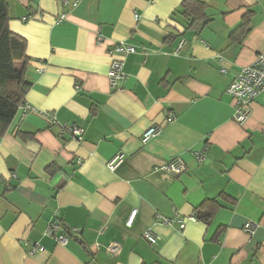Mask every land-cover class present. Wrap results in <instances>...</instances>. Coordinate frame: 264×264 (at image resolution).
Segmentation results:
<instances>
[{
	"label": "crops",
	"instance_id": "obj_1",
	"mask_svg": "<svg viewBox=\"0 0 264 264\" xmlns=\"http://www.w3.org/2000/svg\"><path fill=\"white\" fill-rule=\"evenodd\" d=\"M72 1L6 0L8 28L26 41L24 102L34 110H18L0 136V264H264V93L239 124L226 92L264 49V0H196L211 20L187 30L171 18L183 0ZM247 14L250 31L230 39ZM118 43L135 51L111 89ZM42 112L83 127L82 139ZM151 125L160 132L142 143ZM117 152L125 159L110 171ZM172 157L185 172L153 170ZM210 199L219 207L208 223L154 225L158 213L187 217ZM52 220L78 232L59 245L43 233ZM149 227L155 243L142 236ZM35 244L43 249L30 254Z\"/></svg>",
	"mask_w": 264,
	"mask_h": 264
},
{
	"label": "built area",
	"instance_id": "obj_2",
	"mask_svg": "<svg viewBox=\"0 0 264 264\" xmlns=\"http://www.w3.org/2000/svg\"><path fill=\"white\" fill-rule=\"evenodd\" d=\"M63 4L69 5V0H62ZM77 1H72L71 5H76ZM136 16V15H135ZM62 20L58 18V22ZM183 41L180 42V46ZM135 51L134 46L127 45L125 43H118L114 45L113 50L111 51V60L109 62V68L107 71L108 83L111 89H117L119 86V82L123 79V61L124 57L127 54L133 53ZM43 69L39 68V72ZM222 73L225 72V69L222 68L220 70ZM226 92L231 96L234 103V113L233 119L239 123L243 124L246 118L249 116L251 112V105L258 97V95L264 93V49L260 51L255 60L245 66L242 67L237 75L233 78V80L229 83ZM19 111H21V116L25 117L28 112H31L32 107L23 102L19 106ZM42 117L48 122L49 125H58L59 134L61 135H69L78 141H80L84 134L83 127L76 124H61L58 123L56 117L52 113L42 112ZM168 121L172 120V117L167 119ZM160 132L159 125H151L142 133L141 141L142 143L148 142L152 137L156 136ZM194 158L198 163H202L205 160V154L203 152L194 153ZM125 154L122 152L115 153L110 159L106 161V167L110 171H115L124 161ZM80 163V160L78 161ZM154 171H164L171 175L178 176L181 173L186 171V164L183 159L180 157H172L167 162L162 165H156L153 167ZM10 177L16 178L15 173H11ZM8 188H12L11 185H8ZM136 214V209H133L128 217L127 224L133 221L134 216ZM198 221L195 214L188 215L187 217H182L177 211L173 212L172 216H166L164 214L158 213L156 215L154 225H165L172 226L176 224L179 229H183L185 227V221ZM244 232L251 237L253 234V224L251 222H247L243 226ZM78 232V229H66L63 225L57 220L50 221L43 230L44 235H47L55 240V242L59 245H65L68 242L69 235L75 234ZM143 238L147 240L149 243H155L159 236L153 232L151 227L147 228L143 234ZM28 246V252L33 254L37 251L42 250L43 248L39 245H26ZM120 250V243L118 241H111L106 246V252L109 256H115Z\"/></svg>",
	"mask_w": 264,
	"mask_h": 264
},
{
	"label": "trees",
	"instance_id": "obj_3",
	"mask_svg": "<svg viewBox=\"0 0 264 264\" xmlns=\"http://www.w3.org/2000/svg\"><path fill=\"white\" fill-rule=\"evenodd\" d=\"M176 17L184 20L186 30L199 29L211 20L206 13V6L196 0H183L180 7L171 13L172 19ZM8 21V4L6 0H0V136L7 130L19 106L24 102L26 90L30 85L24 76V66L27 62L26 41L9 30ZM250 28L251 18L247 14L230 32L229 38L240 41ZM18 61L24 62L21 69L16 65ZM51 168L52 165L47 169ZM218 207V203L210 199L199 207L204 210L203 212H194V214L198 220L208 223Z\"/></svg>",
	"mask_w": 264,
	"mask_h": 264
}]
</instances>
